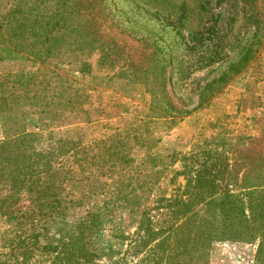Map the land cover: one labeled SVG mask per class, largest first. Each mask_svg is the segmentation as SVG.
Segmentation results:
<instances>
[{"label": "rangeland", "instance_id": "374dc122", "mask_svg": "<svg viewBox=\"0 0 264 264\" xmlns=\"http://www.w3.org/2000/svg\"><path fill=\"white\" fill-rule=\"evenodd\" d=\"M57 2L93 15L50 51ZM23 3L35 48L0 47V264H258L218 235L256 174L237 155L260 137L241 113L264 106V0H0V20Z\"/></svg>", "mask_w": 264, "mask_h": 264}, {"label": "trees", "instance_id": "16d2710c", "mask_svg": "<svg viewBox=\"0 0 264 264\" xmlns=\"http://www.w3.org/2000/svg\"><path fill=\"white\" fill-rule=\"evenodd\" d=\"M30 10L31 8L29 10L26 8V3L17 4L7 16L0 20V47L6 45L13 48L24 49L27 46L35 48L30 39L34 35L29 27V18L32 15ZM46 11V16L56 20L57 24L52 29L38 30L40 34L37 36L42 39L41 44L44 49L50 51L56 50L57 44H52L55 42L53 36L64 26L56 28L58 24H67L69 27L64 26L65 31L69 30L78 34L79 29L74 25L75 21L81 24L79 18L93 13L91 8L71 6L67 2H57V6L49 4ZM149 75H147V81H150ZM259 136L251 138L249 146L241 148L237 155V161L241 164L243 162L249 166L253 165L251 169L255 170L256 174L252 176L250 172L245 173L239 186L241 193L222 199L223 221L218 240L257 244V262L264 264V132ZM201 247L204 250L207 248L205 245ZM193 249L198 250V246Z\"/></svg>", "mask_w": 264, "mask_h": 264}, {"label": "crops", "instance_id": "0c3cea01", "mask_svg": "<svg viewBox=\"0 0 264 264\" xmlns=\"http://www.w3.org/2000/svg\"><path fill=\"white\" fill-rule=\"evenodd\" d=\"M241 115L244 117L243 119L251 126L250 131L252 134L258 135L264 132V106L254 109L251 112H243ZM0 134H2L1 131Z\"/></svg>", "mask_w": 264, "mask_h": 264}]
</instances>
